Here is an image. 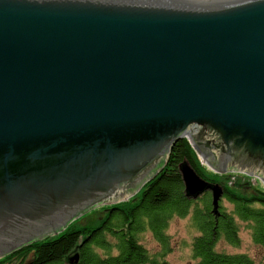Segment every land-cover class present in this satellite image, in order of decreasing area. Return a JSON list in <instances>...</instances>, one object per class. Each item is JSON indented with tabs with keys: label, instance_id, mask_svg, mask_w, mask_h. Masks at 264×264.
Listing matches in <instances>:
<instances>
[{
	"label": "water",
	"instance_id": "1",
	"mask_svg": "<svg viewBox=\"0 0 264 264\" xmlns=\"http://www.w3.org/2000/svg\"><path fill=\"white\" fill-rule=\"evenodd\" d=\"M182 138L264 183V0H0V259L127 201ZM180 171L217 214L223 186Z\"/></svg>",
	"mask_w": 264,
	"mask_h": 264
},
{
	"label": "trees",
	"instance_id": "2",
	"mask_svg": "<svg viewBox=\"0 0 264 264\" xmlns=\"http://www.w3.org/2000/svg\"><path fill=\"white\" fill-rule=\"evenodd\" d=\"M199 158L193 144L182 138L171 149L164 168L141 188L139 195L104 208V218L98 225L80 222L83 216L64 233L22 247L0 259V264H68V257L76 251L81 257L76 264H170L166 260L158 262L156 257H152L147 248L139 243L138 236L149 226L160 243L167 247L163 231L168 218L173 213L184 217L200 201L204 210L195 208L193 214L200 231L192 245L194 264H254L255 261L246 254L229 255L217 251L216 247L222 237L233 245H240L238 220L251 224L252 238L255 243L264 246V190L250 183H238L237 188L232 190L208 175ZM184 162L190 164L204 180L221 184L224 188L223 200L232 208L224 207L222 200L219 212L215 214L208 192L199 199L188 198L180 171ZM108 235L116 241L117 254L110 253L113 247ZM97 248L107 254L100 255Z\"/></svg>",
	"mask_w": 264,
	"mask_h": 264
},
{
	"label": "rangeland",
	"instance_id": "3",
	"mask_svg": "<svg viewBox=\"0 0 264 264\" xmlns=\"http://www.w3.org/2000/svg\"><path fill=\"white\" fill-rule=\"evenodd\" d=\"M199 157L200 163L207 170V172H209L208 175H211L212 178L218 180V182H221L223 185L232 188V190L237 188L238 183H250L251 186L256 187L259 190H264V183L259 178L248 175L242 171H228L226 174L214 172L212 168L203 161L200 154ZM139 193L134 195L128 194L126 197H137ZM208 193L210 197L211 192ZM122 199L123 198L119 199L115 205H118V203L122 202ZM110 204L112 205L114 203L109 202L105 205L97 206L94 210L89 212V214L85 215L84 219L79 221L85 224H90L91 226L98 225L104 218L102 210L110 206ZM222 205L227 209L232 208V206L225 200H223ZM191 208L192 209L189 211V213L184 215V217L179 216L178 213H173V215L168 218L167 226L163 231L165 239L168 243L167 247L160 243L157 236L153 231H151L149 226H146L145 229L141 231V234H139V243L147 248L149 254H151L152 257H156L158 262H164V260H166L170 264L195 263L193 260L192 245L194 238L200 234V231L198 230L197 224L193 219V214L195 208L204 210L202 201L196 203ZM238 224L240 228V245H233L232 243H229L224 237H222L219 239L220 241L216 247L217 251H221L229 255L243 253L248 255L251 260L253 259V261H255L254 264H264V246L262 247L261 245L255 243L254 239L252 238L253 230L250 228L251 224L242 220H238ZM108 240L113 247L110 253L112 255L117 254L116 241L111 235H108ZM97 252H99V254L102 256L107 254V252L101 248H97Z\"/></svg>",
	"mask_w": 264,
	"mask_h": 264
}]
</instances>
